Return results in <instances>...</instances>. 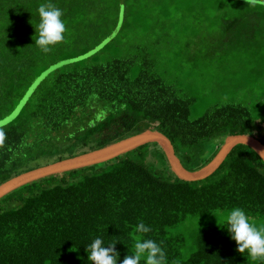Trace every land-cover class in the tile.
Segmentation results:
<instances>
[{
	"label": "trees",
	"instance_id": "trees-1",
	"mask_svg": "<svg viewBox=\"0 0 264 264\" xmlns=\"http://www.w3.org/2000/svg\"><path fill=\"white\" fill-rule=\"evenodd\" d=\"M47 2L0 0V183L146 128L162 131L192 170L226 134L264 144V7L50 0L67 30L45 54L34 25ZM235 207L264 226V162L249 146L234 144L192 181L146 143L2 195L0 264H92L96 238L116 242L117 264L137 238L160 244L166 264H264L223 227ZM140 222L151 231L137 232Z\"/></svg>",
	"mask_w": 264,
	"mask_h": 264
},
{
	"label": "clouds",
	"instance_id": "clouds-1",
	"mask_svg": "<svg viewBox=\"0 0 264 264\" xmlns=\"http://www.w3.org/2000/svg\"><path fill=\"white\" fill-rule=\"evenodd\" d=\"M246 4L251 7H264V0H246ZM38 13L40 22L34 25L38 36L36 34L34 40L38 48L47 54L52 51L53 46L64 42L67 29L62 19L63 11L50 0L39 5ZM3 142L4 133L0 131V144ZM218 225L221 226L219 221ZM223 227H227L231 238L236 241L238 252L244 254L247 251L254 261L264 259V226L257 227L242 208L231 209L226 218V226ZM136 231L148 233L151 229L140 222L136 225ZM115 244L116 242L105 247L101 238L94 239L86 248L88 260L92 264H117L119 253ZM142 257L145 264H166V254L160 244L152 239L139 238L134 244V251L126 255L121 264H140Z\"/></svg>",
	"mask_w": 264,
	"mask_h": 264
},
{
	"label": "water",
	"instance_id": "water-1",
	"mask_svg": "<svg viewBox=\"0 0 264 264\" xmlns=\"http://www.w3.org/2000/svg\"><path fill=\"white\" fill-rule=\"evenodd\" d=\"M151 142H155L160 147L163 154H165L169 167L173 173L185 180L198 181L208 177L221 164L227 152L236 143H243L249 146L264 162V144L256 137L251 136V134L236 132L226 134L210 160L203 166L192 170L181 162L179 156L175 154L173 150L171 141L162 131L154 128H146L138 133H132L92 148L90 151L78 155H71L34 167V169L19 175L16 174L0 183V197L12 189L31 183L36 179L75 168L79 169L91 166L94 163L112 158L121 152Z\"/></svg>",
	"mask_w": 264,
	"mask_h": 264
},
{
	"label": "rangeland",
	"instance_id": "rangeland-1",
	"mask_svg": "<svg viewBox=\"0 0 264 264\" xmlns=\"http://www.w3.org/2000/svg\"><path fill=\"white\" fill-rule=\"evenodd\" d=\"M199 103L201 104L202 103V99H201V102L199 101ZM261 125H263L264 126V124H261ZM264 128V127H263ZM156 153L157 154H159L160 152H159V150L156 148Z\"/></svg>",
	"mask_w": 264,
	"mask_h": 264
}]
</instances>
